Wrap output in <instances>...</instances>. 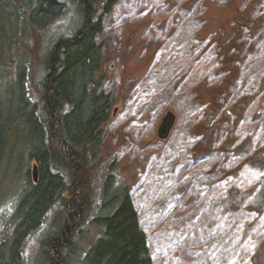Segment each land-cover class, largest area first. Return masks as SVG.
<instances>
[{"label": "rangeland", "instance_id": "374dc122", "mask_svg": "<svg viewBox=\"0 0 264 264\" xmlns=\"http://www.w3.org/2000/svg\"><path fill=\"white\" fill-rule=\"evenodd\" d=\"M95 1L101 12L105 0L100 4V0ZM68 4L66 14L45 32L32 25L27 0H6L0 4V102L9 107L16 98L19 117L0 164V244L11 235L15 226L13 218L23 199L30 201L23 217L28 213L30 217L32 213L36 215L37 211L46 214L41 226L24 244L26 264H44L39 257L43 239L60 226L64 202L71 198L66 187L71 184L69 171L53 161L49 163L50 174L41 181L42 188L29 183V180L34 182L32 169L37 162L31 154L44 151L37 117L47 125L41 89L47 53L56 39L71 35L81 25L76 3L68 0ZM196 8L204 10L203 18L208 24L207 29L198 32V37L206 40L215 37L214 43L226 44L229 49L230 34L248 23V19H253L259 28L264 0H118L104 17V32L99 38V42H104L96 81H101V90L113 93L114 101L111 116L101 127L100 144L83 149L81 181L89 210L79 227L77 248L69 264H82L87 248L99 233L92 222L99 214L107 213L102 212V205L110 179V192L122 193L126 189L131 194L156 264L264 262V184L259 170L245 171L238 193L231 194V201L228 200L231 203L227 213L225 181L218 182L213 190L201 188L195 195H192L194 187L186 189L183 184L186 177H194L196 173L203 176L211 165L198 161L206 155L212 136L197 143L194 149L196 138L191 135L189 107L191 99L193 104L200 102V98L208 99L213 87L205 77L213 71L212 60L204 52L202 56L206 57L193 67V56L182 48L187 38L181 33L192 32L193 28H187L180 16L189 17V12ZM244 14L248 17L244 18ZM261 44L256 41L250 48L254 50L252 55L258 57L256 64L241 73H258L257 66L264 56V44ZM227 53L231 55L232 50ZM243 53L233 54L240 67L241 61H245ZM23 65L29 73L25 99L19 96L17 87L18 68ZM169 112L175 119L165 139L160 135V126ZM28 138L32 140L29 146L25 142ZM260 140L264 143L263 137L255 135L253 148ZM259 159L264 163V157ZM58 173L65 190L48 211L45 205L58 192V184L49 176L59 182ZM50 187L55 191L52 195ZM247 226L250 233L244 238L243 230ZM209 243L210 247L213 245L208 250L211 252L203 256L201 247ZM192 244L198 247L195 254L190 248ZM211 253L214 254L209 256ZM206 256L212 261L207 262Z\"/></svg>", "mask_w": 264, "mask_h": 264}, {"label": "trees", "instance_id": "16d2710c", "mask_svg": "<svg viewBox=\"0 0 264 264\" xmlns=\"http://www.w3.org/2000/svg\"><path fill=\"white\" fill-rule=\"evenodd\" d=\"M4 1L6 0H0V4ZM69 1L76 3L77 13L82 17L81 25L71 35L56 39L47 53L41 80L47 125L37 117L44 151L31 154L37 161L41 179L38 183L28 179L30 184L42 188L41 181L48 176L51 161L66 166L70 174L71 184L66 187L71 198L64 202L62 222L57 230L43 239L39 257L43 258L44 264H69L72 254L76 251V237L81 232L79 227L85 222L89 210V200L81 181V170L85 161L83 149L100 144L103 134L101 127L109 120L114 101L112 92L101 90V81H96V72L100 69L104 42H99L104 32V17L111 12L118 0H105L100 7L101 12H98L99 6L95 0ZM100 2L101 0L99 4ZM68 5V0H27L32 25L44 32L66 14ZM262 14L259 16V28L255 26L253 19H248V23L241 24L230 34L228 41L231 55L227 53L229 49L226 44L214 43L215 37L209 40L198 37V32L208 27L203 18L204 10L199 11L196 8L189 12V17L180 16V19H185L187 28H193L192 32L188 30L181 33L187 38L182 48L193 56L192 66L201 63L199 59L206 57L202 56L205 52L211 57L213 70L205 77L210 87H213L207 94L208 99L200 98L201 101L195 104L191 99L189 107L191 135L196 138L194 149L197 143L212 136L209 140L210 147L206 148V155L198 161L211 165L203 172V176L196 173L194 177H186L183 184L186 189L194 187L192 195H195L201 188L206 191L213 190L218 182L225 181L228 184L227 196L224 198L226 213L229 212L231 203L228 200L231 201V194L238 193L247 169L259 170L262 175L260 179L264 184V163L259 159L264 157V143L260 140L253 148L255 135L264 138V56L257 66L258 73H241L243 69L248 70L250 66H254L253 63L256 64L258 57H254L251 53H254V50L250 49L254 42L260 41L261 45L264 44V12ZM243 17L248 16L244 14ZM234 22L233 25L236 20ZM255 30H258V33H254ZM210 34L215 36L216 32ZM208 46L212 47L206 52ZM242 46H246V49H242ZM235 53H243L245 61H241V67L237 65L239 60H235ZM28 74L25 65L18 68L17 87L19 96L23 99L26 97ZM16 101V98L12 99L9 107L0 102V164L10 133L13 128L18 127ZM35 112L33 109L34 114ZM25 142L29 146L32 140L28 138ZM58 175L59 182L55 177L49 176L58 184V192L51 202L45 205L44 208L47 207L48 211L60 196L62 198L65 190L63 178L59 173ZM109 182L102 205V212L107 213L99 214L92 222L99 233L87 248L82 264H156L147 232L131 194L126 189L122 193L118 190L110 192ZM50 190L49 194L52 195L55 191L52 187ZM29 202L23 199L19 203V209L13 218L15 226L11 235L4 238L0 244V264H26L24 244L41 226L46 216L37 211L36 215L32 213L30 217L28 213L23 217ZM258 215L261 218V211ZM33 220L35 221L32 222ZM9 228L7 226V231ZM192 229L195 233L194 227ZM249 233L250 227L247 226L243 230V237L249 236ZM195 239L197 241L199 237L195 236ZM192 245L194 246L190 248L195 254L198 247L196 244ZM210 245L211 243L201 247L204 250L203 256L211 252L208 250L213 245ZM205 258L207 262L212 261L208 256Z\"/></svg>", "mask_w": 264, "mask_h": 264}, {"label": "water", "instance_id": "95a60500", "mask_svg": "<svg viewBox=\"0 0 264 264\" xmlns=\"http://www.w3.org/2000/svg\"><path fill=\"white\" fill-rule=\"evenodd\" d=\"M174 119L175 117L171 112H169L167 116L164 118L163 123L160 126L161 137L166 138L169 135L170 130L174 124ZM39 175H40L39 166L36 163L32 169V176L35 183L39 182Z\"/></svg>", "mask_w": 264, "mask_h": 264}]
</instances>
